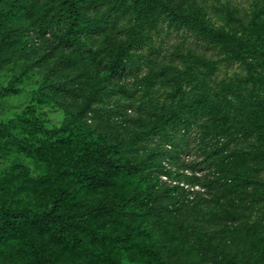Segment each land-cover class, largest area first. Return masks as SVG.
I'll list each match as a JSON object with an SVG mask.
<instances>
[{
	"label": "clouds",
	"instance_id": "clouds-1",
	"mask_svg": "<svg viewBox=\"0 0 264 264\" xmlns=\"http://www.w3.org/2000/svg\"><path fill=\"white\" fill-rule=\"evenodd\" d=\"M0 264H264V0H0Z\"/></svg>",
	"mask_w": 264,
	"mask_h": 264
},
{
	"label": "rangeland",
	"instance_id": "rangeland-1",
	"mask_svg": "<svg viewBox=\"0 0 264 264\" xmlns=\"http://www.w3.org/2000/svg\"><path fill=\"white\" fill-rule=\"evenodd\" d=\"M188 163L191 164V165H194L196 163V161L195 160H190ZM187 171H188L189 175H191L193 178H197L196 177V171H195L194 167L193 168H189ZM169 179H171V177H169ZM195 187L198 188L199 186L195 185Z\"/></svg>",
	"mask_w": 264,
	"mask_h": 264
}]
</instances>
